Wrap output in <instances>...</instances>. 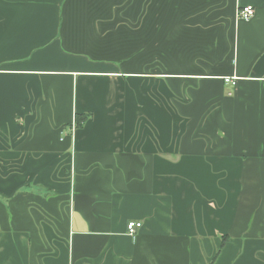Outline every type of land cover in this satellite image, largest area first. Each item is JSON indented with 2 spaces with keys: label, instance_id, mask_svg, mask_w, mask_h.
<instances>
[{
  "label": "crops",
  "instance_id": "obj_1",
  "mask_svg": "<svg viewBox=\"0 0 264 264\" xmlns=\"http://www.w3.org/2000/svg\"><path fill=\"white\" fill-rule=\"evenodd\" d=\"M0 264H264V0H0Z\"/></svg>",
  "mask_w": 264,
  "mask_h": 264
},
{
  "label": "built area",
  "instance_id": "obj_2",
  "mask_svg": "<svg viewBox=\"0 0 264 264\" xmlns=\"http://www.w3.org/2000/svg\"><path fill=\"white\" fill-rule=\"evenodd\" d=\"M255 11L256 9L253 5H246L244 7L238 8L237 15L239 18L249 20L254 16ZM223 79L226 84L234 85L238 77L235 75L234 76H224ZM141 226H142V222L137 221V220H130L127 224V231L131 236H135L137 233V230Z\"/></svg>",
  "mask_w": 264,
  "mask_h": 264
},
{
  "label": "trees",
  "instance_id": "obj_3",
  "mask_svg": "<svg viewBox=\"0 0 264 264\" xmlns=\"http://www.w3.org/2000/svg\"><path fill=\"white\" fill-rule=\"evenodd\" d=\"M90 113H77L75 115V126L81 127L89 119Z\"/></svg>",
  "mask_w": 264,
  "mask_h": 264
}]
</instances>
